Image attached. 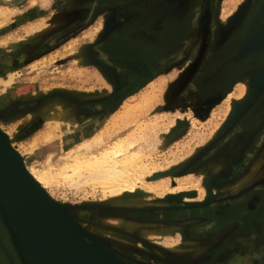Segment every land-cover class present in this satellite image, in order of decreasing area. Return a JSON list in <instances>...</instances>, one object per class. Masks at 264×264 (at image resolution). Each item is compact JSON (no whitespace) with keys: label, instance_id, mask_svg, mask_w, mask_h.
Instances as JSON below:
<instances>
[{"label":"bare ground","instance_id":"bare-ground-1","mask_svg":"<svg viewBox=\"0 0 264 264\" xmlns=\"http://www.w3.org/2000/svg\"><path fill=\"white\" fill-rule=\"evenodd\" d=\"M184 2L185 0H163V1L161 0L158 1L156 4L169 7L170 9L171 6H174L175 4L180 5ZM142 3L144 4V2ZM237 8L238 10H236L235 13H233L234 12L233 10H231V12L229 11L230 17L226 19H221L220 22L217 24L216 32H215L216 39L214 45L222 44L228 38L232 30L236 26L241 25L242 23L245 25L244 31L246 32V34L250 35L249 40H253V41L264 40V34H262V30H263L262 28L264 25L263 19H261L259 16L256 15L254 16L255 14L254 12L252 14V17H250L248 21L242 22L239 20V15H238L240 11L239 9L241 7L240 8L237 7ZM4 12L6 11L0 10V15H5ZM73 15L75 14L56 11L49 17L47 21L46 19H44L45 21L41 20L39 24L30 27L27 30V32H31L33 34V37L31 38L41 37L47 32L58 28L59 25L64 24L67 20L72 18ZM200 21L201 24L198 31L199 41L197 42V44L198 47L200 46V49H202V39H203L204 29L206 27L205 25L206 21L205 18H201ZM98 26L99 27L97 29L101 28V24H99ZM93 29L95 30L96 28ZM24 36L25 35H23V37ZM24 44L25 45H21L18 48L13 49L12 51L8 50L9 53L12 54V56L10 57L11 60H15V59L17 60L20 56L25 57L32 54L36 55L37 53L35 49L39 50L40 48V45L36 44L33 41H30L28 43L26 42ZM41 49H43V47ZM249 51H251V48L245 49L242 55L239 56L244 57V54L248 53ZM38 54H40V52ZM0 55L5 56L4 54L1 53ZM34 58L36 60L37 58H39V56L37 55V57ZM86 59H89L87 54L82 56L80 55L78 59L74 60V64H80ZM98 70L104 74L103 77H106L105 79L108 82L110 81V79L114 78L113 75L111 74L113 73V71L109 70V67L98 66ZM187 73L188 71H186L184 74L182 72L180 78L181 77L186 78ZM14 75L16 74L10 73L9 76H7L8 77L7 79H3L0 77V88L3 92L11 91L10 93L12 94L16 92L14 97L10 99L11 102H17L18 104L17 106L14 107V110L17 109V112L29 111L30 113V112H35V110L39 108V111L42 110L40 112V115L43 112L42 117H44V120H46V122L49 125L51 123L53 127L56 128L57 130L59 128L61 130V136H59V138L54 137L53 132L49 130L46 133H44L42 138L44 139L46 144H44L41 147H37L36 146L37 141H32L25 149V152H21L20 150L23 149L19 150L18 149L19 147L16 148L12 144L10 139L11 137L8 131L1 125L2 120H4L5 122L7 121V119L0 117V133L4 136L9 146L15 153L26 175L29 177V179L32 181V183L40 193L42 192L46 193L51 198L53 197L51 196V193L48 191V188L54 185V179L57 178L56 176L58 175L61 176L63 181L68 183L69 186H74L76 189L81 187L83 188L88 184H93V185L100 184L101 188L103 189L102 193L104 196L103 199H101L102 206L93 209L92 208L73 209L63 206L62 210L69 216V218L71 217L74 219L75 218L74 216L76 215L84 216L86 218H91L94 224L93 227L91 226L92 227L91 230L87 229L90 233L96 234V233L105 232L107 233L108 237L116 238L119 241V243H122V245L125 242L127 244L128 243L132 244L134 241L133 233L143 231L148 226V224L151 225L159 224L154 219H146L139 221L130 219L124 212H131L132 210L151 211L153 209L155 210L178 209L181 207L184 208L186 206L193 205L194 204L193 202L207 203L213 201L219 198L218 197L219 195L220 196L223 195L225 197L232 196L234 194H238V192L244 186H247L246 184L250 182L249 180L251 179L252 174L256 170L260 169L261 167L264 168V145H263L259 153L257 154L256 158L252 161L253 163H251L250 165L249 173L246 174L245 176L235 179L234 181L228 182L222 188H216L210 185L209 180H211L210 177L212 172L209 173V171L210 170L212 171V169L216 171L218 168L222 169L226 166V163L228 161L225 158H222L224 157V155H221V159L218 158L211 159L205 164L203 169L204 171L200 173V174L202 173L204 174L202 175L203 178L199 177L198 175L195 174V172H193V173H188L185 176L184 175L179 177L166 176V177H161L157 180H146V178L158 174L165 170H174V169L177 170L179 168L178 166H180L181 164L180 161H183V159L186 158L183 156L180 158L176 157V155L173 153L168 161L165 160L166 162L164 164L155 162L152 159V154H153L152 150H157L161 148L165 144L167 139V136L165 137L164 135H157V134L146 139L145 137L147 136L146 132L147 130H151L154 128V126L157 123L156 119L152 122L136 123V126L133 129H131L129 132L126 131L127 133L125 132L126 134L124 135H121L120 132V133H116L118 135L111 138L110 132L115 128H116L115 131L119 132L120 130H122V128L124 129L125 126L128 127L129 124L136 122L138 120V117L144 112V110L148 107V105H150L152 101V97L153 98L156 97L155 94L153 93L154 92L153 89L155 88V86L153 88L150 85L152 90L142 92L139 94L137 93L138 94L137 97H135V99H133L132 102L131 101L127 102L128 104L134 103V105L133 106L124 105V107H128V108L126 110H120L123 112H120L118 115H116L115 118H113L114 120H112L111 126H107V127L105 126L104 129L100 132V134H98L97 131L100 129V127H102L101 125L102 118H100L101 115H97V116L95 115L96 117H94V115L90 114L91 112L89 109L91 103L89 102V100H90L91 92L89 90L83 91L82 89L79 91L70 88H64L62 89V91H57L52 94L49 93L48 89L45 88L46 90L37 89L35 90V92L34 91L23 92L22 90L27 89L26 86L27 84L26 83H24V85L19 84V82H17L14 79ZM241 75L243 76L238 81L233 83L234 85L232 89L227 94H225L224 98L222 97L223 99L219 104L220 108H218V110L221 111L223 116L221 120L224 121L223 122L221 121L222 124H220L219 122L214 123L210 131V135L208 136L210 137L209 139L213 137L215 138L216 132H218V130L221 127H224L225 123H227V120H229V117L232 114L234 106H236V104L244 101L247 98L248 94L249 93L251 94V92H253L254 89H258V91L260 90L261 83L264 80V68L262 69L260 68L259 70H253V71L251 70L245 71L244 69ZM252 77L253 80H251ZM97 78L101 81L104 87H106L107 89L110 88V86L106 82H104L99 75H97ZM113 80H115L118 83L116 79ZM180 84H182L181 81H176L173 86L171 85V88L168 90L169 92L167 91L166 93L168 96L166 97V101L169 99V97H171V95L173 94L172 92L176 90L180 86ZM262 89H264L263 84H262ZM19 91L21 93H19ZM10 100L7 103H10ZM12 107H11V114L14 113ZM82 110L83 113L84 112L85 113L84 115L82 114L81 117L80 112ZM215 110L216 109L212 111L211 116L217 114ZM178 111L179 112L176 115L178 116V118H181L182 115L184 114V112L182 111L186 112V110L182 108L178 109ZM188 111H190V109H188L187 112ZM188 118L191 120V122L198 121L197 118L191 113L188 114ZM165 130L168 131V129ZM199 137L202 136L200 135ZM200 139H202L203 141L204 138L202 137ZM238 140L241 141L243 139H238ZM251 140L252 138L249 135V141ZM222 149L225 151V149H227V146H222ZM253 179L255 180L257 178H253ZM191 191H194V193L197 194V197L189 196L188 194L191 193ZM146 194H149V196ZM154 195L155 196L159 195V196L154 197ZM1 216L2 213H0V219ZM96 216H99V218L98 217L96 218ZM1 221L3 224L2 219ZM108 221L111 223L112 222L115 223L117 225L116 228H118L119 231L121 230L119 232L118 237H115V232H117V230L114 232L113 230L109 229L108 232H106L104 229L100 227V225L103 222L105 223ZM180 222L186 223L187 221L185 220ZM77 223L79 225H82L79 221H77ZM140 223H143L144 225ZM159 225H161V222ZM5 229L7 231V227H5ZM171 230L173 229L170 226H159L158 229H152V228L145 229L144 234L145 232H148L145 234V236H147L152 242L159 243L161 238L165 237V235H167L168 233L171 234ZM224 231L225 230H223L221 233H223ZM178 236H176V241L179 242L181 240L179 244H175V243H169L168 245L165 244L169 249L177 253L176 255L177 259L181 258V255L193 257L192 259H196L202 256L203 254L206 256V253L204 252L203 249L204 247L198 237H197L198 239H193V238L186 239L183 233ZM9 240L10 242L7 240L8 241L7 243L12 244L11 238ZM12 247L14 251L17 253L13 244ZM16 255L20 261L18 254ZM131 255L133 256V254ZM188 259L192 260L191 258ZM211 259L214 260L215 258L212 257ZM157 261L159 260L157 259ZM2 262H3L2 264H5L4 258H2ZM20 264H22L21 261ZM162 264H167V263L162 262Z\"/></svg>","mask_w":264,"mask_h":264},{"label":"rangeland","instance_id":"rangeland-1","mask_svg":"<svg viewBox=\"0 0 264 264\" xmlns=\"http://www.w3.org/2000/svg\"><path fill=\"white\" fill-rule=\"evenodd\" d=\"M189 1L190 0H185V6L173 12L175 13L179 12V14H181L185 9V7L187 6V4L189 3ZM220 1H221L220 5L223 8L221 19H226L230 17L231 10H233L234 11L233 13H235L236 10H238L237 7L239 8L241 7L238 13L239 20L242 22L244 21V14L242 12L246 9V6L248 7L249 5L248 0H220ZM256 6L257 8L255 10L254 16L255 15L259 16L261 19H263V23H264V0H260ZM0 10L6 11L4 12L5 15H0V41H2L0 42V53L5 55V56L0 55L1 78L7 79L8 78L7 76H9L10 73L16 74L14 75V79L17 82H19V84H23V85L24 83L27 84V85L25 84L27 86V89L22 90L23 92H33V91L35 92V90L37 89H42V90L48 89L49 93L53 94L54 92L62 91V89L64 88H70L79 91L82 89L83 91L89 90L91 92L89 102L91 103L93 109V110L90 109L91 113L90 112L89 113L94 115V117H96L97 115H101L100 118H102V122H101L102 127H100V129L97 131L98 134H100V132L104 129L105 126L106 127L111 126V122L112 120H114L113 118H115L116 115H118L120 112H123L120 110H126L128 108V107H124V105H132V106L134 105V103L128 104L127 103L128 101L132 102L133 99H135V97H137L139 93L152 90L151 86L153 88L155 86V88L153 89L154 91L153 93L155 94L156 97L154 98L152 97V101L150 105H148V107L144 110V112L138 117V120L136 122L129 124L128 127L125 126V128L124 129L122 128V130H120L119 132L118 131L116 132L115 131L116 128H115L110 132V136L112 138L118 135L116 133H120V132L121 135H124L127 132H129L131 129H133L136 126V123L152 122L156 119L157 123L154 126V128L151 130H147L146 132L147 136H145L146 139L156 134L164 135L165 137L167 136V139L165 144L161 148L157 150H152L153 153L152 159L155 162L164 164L166 161L169 160V158L172 156L173 153L176 155V157L180 158L183 156L186 159L180 161L181 164L179 163L180 166H178L179 168L177 170L175 169L165 170L158 174L146 178V180H157L161 177H166V176L179 177L191 173L189 171L191 170L192 164L194 163V161L197 162L198 160V158H196L195 156H198L200 152H202V150L206 148L209 142L206 140L210 138L208 136L210 135L212 126L214 125V123L217 122L218 119L222 118L223 116L221 111H219L218 108H216L215 111L217 114L211 116L209 122H206L207 121L206 118L205 119L198 118L191 109L187 113L184 112L182 117L179 116L181 118H178V116H176L177 113L179 112L178 110L172 112V110L169 111L167 109L168 106L164 104L169 102L168 100L166 101V93L168 90L167 88L170 82L169 79L172 77L173 74L179 72L181 67H176L172 72H170V74H161L160 76L155 78V80L149 82L141 90L133 93L132 95L128 96L126 99L122 100L121 102L116 103L112 107L106 106L105 108V104L103 105V103L111 96H113L119 88L120 83L118 81L117 74L114 72L111 73L114 78L110 79V81L108 82L105 79L106 77H103L104 74L98 70V66L108 67L106 64L91 59H86L80 64H74V60L78 59L80 55L81 56L86 54L89 55L91 50L98 51L96 50V48L104 42L105 37L115 27L113 24L114 21L112 20L113 18L112 14H114L113 12H115V7L113 6L112 3H109L104 0H0ZM56 11H61L65 13L67 12L74 13L75 15H73V17L67 20L64 24L59 25L58 28L47 32L41 37L31 38L33 37V34L31 32H27V30L30 27L39 24L41 20L45 21L44 19H46L47 21L49 17ZM205 21L207 23V18H205ZM219 22L220 20L218 21V23ZM99 24H101V28L97 29L99 27L98 26ZM93 28H96L98 31L96 29L94 30ZM236 28L240 29V33L238 34L237 37L236 51L233 56L234 59L243 57L239 55H242L244 50L247 48H251V51L248 52L250 54L258 53V52L264 53L263 49L255 50L254 47L257 46H252V44L251 47L249 46L250 35L246 34V32L243 31L242 24L236 26L232 30L230 35L234 33ZM262 29H263L262 34H264V25ZM23 35L25 36L23 37ZM230 35L224 42H226L230 38ZM30 41H33L36 44H40V45L43 43V45H45L44 49L40 50L43 51L40 54L37 53L36 56H34L35 54H32L25 57L20 56L17 60L16 59L11 60L10 57L12 56V54H10L9 51L18 48L21 45H25L24 43L26 42L28 43ZM224 42L215 47L218 48L224 45ZM248 53L244 54V56H246ZM37 55L39 56V58L35 60L34 57H37ZM109 70L112 71V68H109ZM97 75H99L100 78H102V80L110 86L109 89L104 87L101 81L97 78ZM113 79H116L118 83ZM262 84L264 85V80L261 83V88H260L261 91H262ZM2 92L3 91L0 88V96H1L0 117L7 119V121L4 122V120H2L1 125L8 131L11 137L10 139L12 144L16 148L19 147L18 148L19 150L23 149L20 150L21 152H25V149L32 141H37V145H36L37 147H41L44 144H46V142L42 138L44 133H46L49 130L53 132L54 137L59 138V136H61L60 128L58 129L60 131L59 132L56 128L53 127L51 123L49 125L46 122V120H44V117H42L43 112L40 115V112L42 110L39 111L38 108L35 110V112H30V113L29 111L17 112V109L14 110V107L18 105L17 102H11L10 100L11 98L14 97L16 92L14 94L10 93L11 91H6L3 93ZM19 93L21 92L19 91ZM9 100L10 103H7ZM262 100L264 101V99ZM11 107L14 110V113L12 112L13 114H11ZM84 113L82 110L80 112V116L82 117V114L84 115ZM189 113L193 114L198 121L191 122V120L188 118ZM230 120L231 119H229V121L227 120L228 122L225 123V125L229 124ZM223 128L224 127H221L218 130V132H216L215 136H217ZM165 129H168V131ZM200 135L205 139V140L203 139L204 142L202 141V139H200L202 138L199 137ZM234 143L236 144V141ZM191 171H194L196 175L203 178L202 175L204 174L203 173L200 174L198 172V169ZM56 177L57 178L54 179V185H52V187L50 186L48 188V191L51 193V196L53 197L52 199L57 201L59 204L63 203L64 205H69L70 208L73 209L75 208L93 209L102 206L101 199H103L104 196L102 193L103 189L101 188L100 184L97 185L88 184L83 188L81 187L76 189L74 186H69L68 183L64 182L61 176L58 175ZM211 186L217 188L216 185H211ZM191 193H194V191H191ZM146 195L149 196V194ZM157 196L159 195L156 196L154 195V197ZM192 197H197V194L194 193V196ZM218 197L222 198L223 195L221 196L219 195ZM193 203L197 205L206 204V203H198V202H193ZM192 207L193 206H188L184 208H192ZM156 210L155 209L151 211L132 210L131 212H124V213H126V215L130 219L137 221L154 219L159 224L161 222V225L148 224V226L145 229H151V228L158 229L159 226L172 227L173 230H171V234L168 233L167 235H165V237L160 239L159 243L152 242L147 236H145V234L148 232H145L144 234V230H145L144 229L143 231H141L142 233L141 232L133 233L134 241L132 244L131 243L127 244L125 242L122 245V243H119V241L116 238L108 237L107 233L105 232L96 233V234L90 233L88 230H91L94 224L91 218H86L80 215L79 216L76 215L74 217L76 221H79L82 224L80 226H83V228L92 237L98 238L99 240L98 239L97 240L100 243V245H102L121 264L124 263L125 264H162V262L167 264H176L173 262L176 261L175 257L177 253L169 249L166 245H168L169 243L179 244L181 240L180 241L178 240L179 242H177L176 236L182 233L186 239L188 238L191 239L192 236H190L186 232L185 228L187 225L192 226V222H186V223L180 221L175 222L174 220L168 219L165 216L166 212H168L169 210L173 211L174 209H169V210L165 209V210H157V211ZM157 215L158 218L155 217ZM97 217L99 218V216H96V218ZM163 217H166V219ZM112 223L109 221L105 223L103 222L100 225V227L104 229L106 232H108L109 229L113 230L114 232L117 230V232H115V237H118L119 232L121 230L119 231L118 228H116L117 225L115 223H113L112 225ZM197 230H199V232L201 233V229H197ZM177 231L180 232L178 233ZM218 235L217 238H219ZM9 239H10L9 235L0 219V260L2 261V258L5 259L9 256L7 258L8 260L7 262L9 264H20L16 252L12 247V244L7 243L8 241L10 242ZM219 240H223V239H219ZM145 243L147 246L145 245ZM201 243L204 247L203 248L204 252L206 253L207 244H205V242L203 241ZM214 244H215L214 245L215 250L211 249V251L213 250L212 251L213 253H216V251H220V253L222 254L225 248L221 250V248H223L222 245H217L216 242H214ZM148 246L149 247L151 246L152 248L151 247L149 248ZM131 254H133V256ZM168 254L171 256L170 257L171 262L168 261L167 259ZM188 258L192 259L193 257L181 255V258L178 259V262H180L181 264H194L192 260L195 259L189 260ZM206 258L207 256L203 254L202 256L196 259L204 260ZM157 259L159 261H157Z\"/></svg>","mask_w":264,"mask_h":264},{"label":"flooded vegetation","instance_id":"flooded-vegetation-1","mask_svg":"<svg viewBox=\"0 0 264 264\" xmlns=\"http://www.w3.org/2000/svg\"><path fill=\"white\" fill-rule=\"evenodd\" d=\"M104 1L112 3L115 7V12L112 14L113 18L111 17L115 27L105 37L104 42L96 48L99 52L91 50L88 58L106 64L117 74L120 83L119 88L113 96L103 103L105 108L106 106L112 107V105L141 90L161 74H170L176 67H181L182 69L184 62L188 58L194 59V55H197L198 52L201 54L200 61L191 85L185 86L179 96L170 98L166 105L169 108H185L189 107V105H199L195 106L197 107V113L203 112L204 114L205 109L208 107L206 100L217 97L214 102L220 104L225 94L232 89L233 83L244 75H241L244 69L245 71H253L264 68V53L262 52L248 53L244 57L234 59L237 37L240 33L239 28L235 29L230 38L224 42V45L218 48L214 46L216 24L221 20L223 9L220 5V0H190L181 14L173 11L178 10L180 7L183 8L185 2L180 5L175 4L169 9V7L157 5L156 3L160 0ZM259 1L248 0L249 5L242 12L244 14V22L252 17ZM201 18H207L202 39V49L197 44ZM242 25L244 31L245 25L243 23ZM249 42L250 47L251 44L259 47H254L255 50H264V40H249ZM44 46L41 44L39 50L35 49L36 53H41L43 50H40L42 47L44 49ZM251 80H253V77ZM259 94L261 103L259 101V103L253 105V110L257 106L260 109L264 108V102H262L264 89ZM90 109L93 110L91 105ZM248 121L253 123L251 120L242 118L239 121H234L235 123L225 125L219 132L221 136H225L220 142L224 143L234 138L235 135L244 130L245 126L247 127ZM257 122L261 123L262 129L251 142L249 141V144H242L239 153L241 157L238 158L233 167L234 173L227 176L225 180L218 179L214 181L210 177L211 180L209 182L211 185L216 183L221 185L220 183L222 182L232 181L237 177V172H241L248 167L252 155L264 138V115ZM227 131L229 132L226 134ZM216 146L218 147L219 144H216L214 149L213 147L204 149L200 153V158H198L197 162L194 161L192 164L191 170H197L205 159L215 152ZM253 194L261 195V202L252 213L245 209V205L244 207H241V205L243 199ZM222 198L219 197L211 202L196 205L192 208L174 209L166 212L165 216L174 221L186 220L187 222H192V226H186V232L193 239L199 238L201 242L203 241L207 244V258L204 260H192L194 264H252L250 262L251 257L238 263L231 256L227 258L223 257L222 254H219L216 260L212 261L211 258L215 256L212 252L215 250L213 240L223 230H229V235L237 236L241 235L239 233L245 235L256 233L262 238L260 240H263L264 186H259V190L252 189L248 191L241 198L234 200H223ZM155 217L158 218V215ZM166 217L163 218L166 219ZM240 218H244L245 223L240 228L241 230H237V220ZM257 220H259L258 222L261 223V226ZM197 229H202L203 232L201 230L200 233ZM223 242L224 240H219L216 243L217 245H222ZM255 243H259V240H256ZM226 246L227 244H224L221 250L226 248ZM211 249L213 250L211 251ZM262 249L264 248L262 247ZM168 256L167 259L171 262V256L169 254ZM4 260L5 264H9L7 258ZM176 261L174 263L179 264L178 259ZM2 263L0 260V264ZM259 264H264V260H260Z\"/></svg>","mask_w":264,"mask_h":264},{"label":"water","instance_id":"water-1","mask_svg":"<svg viewBox=\"0 0 264 264\" xmlns=\"http://www.w3.org/2000/svg\"><path fill=\"white\" fill-rule=\"evenodd\" d=\"M257 93L254 89L236 104L229 119L238 118ZM193 112L200 119L208 116ZM63 206L70 208L37 190L0 133V213L21 263L121 264L75 218H69Z\"/></svg>","mask_w":264,"mask_h":264},{"label":"crops","instance_id":"crops-1","mask_svg":"<svg viewBox=\"0 0 264 264\" xmlns=\"http://www.w3.org/2000/svg\"><path fill=\"white\" fill-rule=\"evenodd\" d=\"M200 24H201V21H200ZM214 46H217V45H214ZM200 56H201V54L198 52L197 55H194V57H193L194 59L188 58L184 62L182 70H180L179 72H177L174 75H172V77L169 79L170 82H169V86L167 88L168 90L171 88V85L172 86L174 85V83L176 81H181L182 84H180V86L176 90H174L172 92L173 94L171 95V97H169L168 101L170 100V98H175V97L179 96V94L181 93V91H183L185 86H190L191 85V81L194 78V75L196 73L197 65H198V63L200 61ZM186 71H188V73H189V74L187 73L186 78L185 77L184 78H182V77L180 78V75L182 74V72L184 74ZM166 97H168L167 94H166ZM215 98H217V97H215ZM215 98L214 99L211 98V99L206 100V103L208 105V107L204 111L205 113L206 112L208 113V117L206 118L207 119L206 122H209V120L211 119L212 111L214 109L220 107L218 102H214ZM260 99H261L260 94L257 93L255 98L251 102V104L247 107V109L238 118L234 119L233 121L230 120V123H233L234 121L236 122L237 120L239 121L242 118L253 121V123L248 121L249 124L247 122V124H246L247 127L245 126L243 131L239 132L238 135H235V136H237V137H234L235 139L232 138L231 140H228V141H225L224 143H222L220 141L222 139H224L225 136H223V135L221 136V134H218L219 136H216L215 138H211V139L207 140L209 142H208V145L206 146L205 149H207L208 147H213V149H214L216 144H219V146L218 147L216 146L215 152L212 155H210L209 157H207L205 159L206 162H204L200 167H198V172L199 173L204 171L203 170L204 166L209 160L215 159V158L221 159V155H224V157H222V158H225L228 161L227 162L228 164L226 163V166L224 168H222V169L218 168L216 171L214 169H212V171L210 170L209 173L212 172V174H211L212 179L214 181L215 180L217 181L218 179H224L225 180V178L227 179V176H229L232 173H234L233 167L236 164V161L238 160V158L241 157V154H239V153H240V149H241L242 144L243 145H245L247 143L249 144L255 138L256 134L258 132L260 133V131L262 129V127L260 126L261 123H259L257 121L260 120L261 116L264 115V108L260 109L257 106V108L255 110L252 109L253 108L252 106L257 104V103H259ZM262 102H264V101H262ZM260 103H261V101H260ZM164 105H167V103L164 104ZM195 106H199V105H193V106L189 105V107H185L186 109L185 108H182V109L186 110V112H187L188 109H191L192 111L194 110L197 113V111H196L197 107H195ZM167 109L170 110V111L172 110V112H175V111H177L180 108L172 107L170 109L169 107H167ZM183 112H185V111H183ZM197 114H198V116L204 115L203 112L202 113H197ZM221 121L223 122L224 120H221V118L217 120V122H219L220 124H221ZM257 123H259V124H257ZM248 125H250V126H248ZM228 132L229 131H227L226 134ZM249 135L252 138V140L250 142H249ZM238 139H243V140L239 141ZM233 141L234 142L236 141V144ZM263 145H264V138L259 143L256 152L252 155L248 167H246L241 172H237L236 174H238V175H237V177L235 179L240 178L242 176H245L246 174L249 173L250 165H251V163H253L252 161L256 158L257 154L259 153V151H260V149H261V147ZM222 146H227V149H225V151H224L222 149ZM220 151L222 152V154H221ZM195 157L196 158H200V154L198 156H195ZM261 168L256 170L252 174V177H251L252 180L250 179L249 180L250 182H248L246 184L247 186H244L238 192V194H234L232 196H227V197L223 196L222 199L223 200H234L236 198H241V196H243L245 193H247L248 191H250L252 189L253 190H255V189L259 190V186H264V168H262V169ZM260 171H262V172H260ZM189 172L193 173L194 171H189ZM253 178H257V179L254 180ZM235 179H233L232 181H234ZM228 182H231V181L222 182V183H220L221 185L216 183L215 185L217 186V188H222ZM260 202H261V195H257V194H253L252 196L249 195L248 197H246L245 199L242 200L241 207H244V205H245L246 206L245 209H247L249 212L253 213L257 209V207L259 206ZM258 221L259 220H257V222ZM244 223H245V219L244 218L238 219L237 220V226H238L237 230H241L240 228L244 225ZM259 224L261 226V223H259ZM202 232H203V230H202ZM257 233H259V232H257ZM239 234H241V235L240 236L229 235V230H225L223 233L218 235L219 238H217V236H216V238L213 240L214 242H218L219 239H223L224 242L222 243V245L224 246V244H227L224 252H222L223 257L225 256V257L228 258V257L231 256V258L235 262H238V263H241L242 260L245 261L246 259H248L250 257H251L250 258V262L252 264H259L260 260H264V249H262V247L264 248V236H263V240L261 241L260 239H262V238L260 236H258V234H256V233H251L250 235L249 234L245 235L243 233H239ZM256 240H259V243H255ZM219 254H221L220 251H216V253H214V255H215V257H213V258H215L214 260H216V258H217L216 256H218ZM214 260H212V261H214ZM223 260L225 261V259H223Z\"/></svg>","mask_w":264,"mask_h":264}]
</instances>
